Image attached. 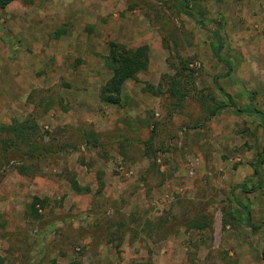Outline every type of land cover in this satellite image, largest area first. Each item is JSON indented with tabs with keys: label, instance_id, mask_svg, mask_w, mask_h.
<instances>
[{
	"label": "rangeland",
	"instance_id": "374dc122",
	"mask_svg": "<svg viewBox=\"0 0 264 264\" xmlns=\"http://www.w3.org/2000/svg\"><path fill=\"white\" fill-rule=\"evenodd\" d=\"M61 1L0 12V154L3 126L38 127L32 159L1 158L4 264H264L260 119L213 111L218 86L264 111V0ZM109 41L147 47L122 106L99 98Z\"/></svg>",
	"mask_w": 264,
	"mask_h": 264
},
{
	"label": "trees",
	"instance_id": "16d2710c",
	"mask_svg": "<svg viewBox=\"0 0 264 264\" xmlns=\"http://www.w3.org/2000/svg\"><path fill=\"white\" fill-rule=\"evenodd\" d=\"M15 0H0V9H4L7 5L12 3ZM188 15L201 27H205V25L198 19H196L193 15ZM108 54L104 57V65L110 72V77L107 81L101 86L99 98L102 102L115 106H122V87L127 80L134 79L135 76L141 71L144 70L147 64L146 59V46H140L136 48H128L121 43H117L114 41L108 42ZM222 42L218 36H216V46L212 47L214 57L222 62L226 68L227 72L223 74V77L228 76L232 71V64L223 58L221 55ZM186 67H183V70L179 69L177 77L176 86L180 91H184L183 94H187L188 89L183 85V79L191 80L192 73L190 70L185 74L184 70ZM216 77L214 78V80ZM219 92L224 96L225 100L222 103L216 104L213 111H218L224 108H232L236 111L248 114H255L260 119V125L263 129L264 134V111L258 110L254 107H246L241 108L237 105V103L233 100L230 94L223 91V89L218 86ZM183 97V96H182ZM177 100L181 101V98ZM37 124L32 120L25 119L23 121H13L9 126H3V131L7 134V138L4 142L3 153L0 154V180L3 177V173L5 170H1V158L7 157L13 151L19 152L22 156L23 160H30L34 157V153L37 149V144L35 138L37 136ZM10 151V152H9ZM264 164V146L261 152L258 153L257 159L253 164V171L257 176L258 185L260 188L263 179L260 173V167ZM25 166H17L19 171H23ZM69 182L71 188L77 193H87L89 192L88 187H82L72 176L69 178ZM243 191H247V188L244 185L238 186ZM254 189V188H252ZM44 200H38L36 197L31 200L27 215L32 218L40 217L38 210L36 208L37 203L43 205ZM251 225V224H250ZM261 225V224H260ZM259 225V226H260ZM253 227V226H252ZM256 228V227H253ZM262 258L264 260V247L262 250ZM4 257L0 255V264H4Z\"/></svg>",
	"mask_w": 264,
	"mask_h": 264
},
{
	"label": "crops",
	"instance_id": "0c3cea01",
	"mask_svg": "<svg viewBox=\"0 0 264 264\" xmlns=\"http://www.w3.org/2000/svg\"><path fill=\"white\" fill-rule=\"evenodd\" d=\"M60 1H61V0H60ZM63 1H64V0H62L61 2H63ZM14 2H15V1H13V2L10 3L9 5H7L4 9H0V12H6V11H8V9H9L8 7H9L11 4H13ZM61 2H60V3H61ZM66 3L69 4L70 2L67 1ZM106 55H107V54H106ZM106 55H105V56H106ZM105 56H104V57H105Z\"/></svg>",
	"mask_w": 264,
	"mask_h": 264
}]
</instances>
